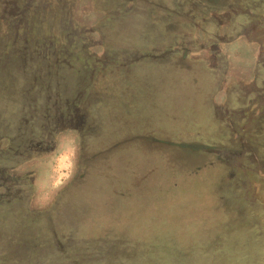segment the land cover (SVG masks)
<instances>
[{
  "label": "rangeland",
  "instance_id": "374dc122",
  "mask_svg": "<svg viewBox=\"0 0 264 264\" xmlns=\"http://www.w3.org/2000/svg\"><path fill=\"white\" fill-rule=\"evenodd\" d=\"M22 1L15 44L0 0V109L31 132L0 264H264V131L254 162L207 55L228 0Z\"/></svg>",
  "mask_w": 264,
  "mask_h": 264
},
{
  "label": "crops",
  "instance_id": "0c3cea01",
  "mask_svg": "<svg viewBox=\"0 0 264 264\" xmlns=\"http://www.w3.org/2000/svg\"><path fill=\"white\" fill-rule=\"evenodd\" d=\"M253 1L259 2L253 3ZM253 1L228 0V3L223 5L225 8L214 10L220 14L221 21L219 24L225 32L221 35L217 32L213 33L216 40L212 52L207 54L204 48L203 52L209 56L208 59L213 65L212 69L214 71L216 69L226 70L223 93L218 97H221L219 102L225 109V122L229 126L228 134L235 140L244 137L243 142L239 145H249L250 140L252 142L254 140V148L251 145L248 148L250 152L254 151V155L249 159L259 162L258 153L262 154V144L258 141L259 138L256 139L255 135L260 130L264 131V31H259L264 25V0ZM245 4L249 7L257 5L255 7L257 8L256 11L254 8L251 10L254 15H245L244 10H247ZM23 6L22 2H14L12 5L14 8L9 7L10 18H8L9 14L3 17L15 29L16 40H18L15 44H19V38L23 36V30H21L23 15L21 13V18L19 15V8ZM237 6L240 8L238 9L240 14H238V11L234 12V7ZM227 7L229 9L226 10ZM261 9H263V13H259ZM245 12L249 13L248 11ZM18 47L15 46L14 48L17 49ZM33 47L35 51V42H33ZM9 49L5 48L6 55H10ZM198 59L204 60L201 55ZM218 62H221L220 66H218ZM3 63L5 67H8L9 62L0 60V67L5 70ZM0 117V208L3 209L9 203L20 199L19 196L15 195L20 191L17 182L20 181V178H22L21 173H23L19 169L26 163L27 159L23 156L26 147L19 146L18 135H27L31 132L26 133L24 129L26 125H22L16 132H10L9 116L5 115V106L0 109ZM38 145L29 148L32 151L29 159L31 162L36 159L32 157L33 152L40 150ZM242 155L243 158L240 162L243 166L245 163L244 151H242L240 157ZM31 176L32 174L25 175L27 178Z\"/></svg>",
  "mask_w": 264,
  "mask_h": 264
},
{
  "label": "flooded vegetation",
  "instance_id": "af4514ba",
  "mask_svg": "<svg viewBox=\"0 0 264 264\" xmlns=\"http://www.w3.org/2000/svg\"><path fill=\"white\" fill-rule=\"evenodd\" d=\"M15 2H19V3L22 2L23 5H25L24 2H23L22 0H15Z\"/></svg>",
  "mask_w": 264,
  "mask_h": 264
}]
</instances>
